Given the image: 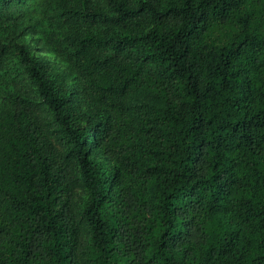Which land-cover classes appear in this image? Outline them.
Returning a JSON list of instances; mask_svg holds the SVG:
<instances>
[{"label": "trees", "instance_id": "16d2710c", "mask_svg": "<svg viewBox=\"0 0 264 264\" xmlns=\"http://www.w3.org/2000/svg\"><path fill=\"white\" fill-rule=\"evenodd\" d=\"M0 264H264V0H0Z\"/></svg>", "mask_w": 264, "mask_h": 264}]
</instances>
